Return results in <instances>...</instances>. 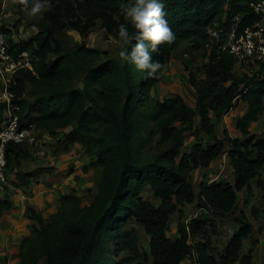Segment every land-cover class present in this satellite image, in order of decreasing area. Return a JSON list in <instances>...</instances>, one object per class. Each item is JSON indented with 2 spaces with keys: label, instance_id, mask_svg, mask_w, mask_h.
I'll return each mask as SVG.
<instances>
[{
  "label": "trees",
  "instance_id": "1",
  "mask_svg": "<svg viewBox=\"0 0 264 264\" xmlns=\"http://www.w3.org/2000/svg\"><path fill=\"white\" fill-rule=\"evenodd\" d=\"M251 1L165 0L166 19L175 38L153 53L162 68L157 76L146 78L131 63L104 59L97 47L83 43L69 48L65 38L68 29L85 36L100 21L118 39V25L126 22L123 9L129 0H49L51 7L36 22L39 29L18 39L11 49L30 50L33 62L32 69L16 72L11 86L13 100L20 105V125L52 135L64 130L54 150L69 151L81 143L102 173L90 201L75 192L64 193L47 221L30 209V217L38 224L21 241V264H119L108 256L113 237L123 239L117 253L124 251L123 260L128 263L137 259L148 263L150 255L153 264H183L186 259L190 264H254L253 249L244 251L245 240L253 235L245 210L236 215L238 228L220 251L213 223L234 212L240 192L252 190L255 178L264 190V136L251 131L264 112V63L238 74L232 56L209 52L206 46L207 30L214 22L231 21L239 14L244 25L251 23L255 18ZM0 30L9 36L19 33L9 26ZM182 42L191 43L190 61L207 58L202 75L190 74L195 106L182 94L162 100L152 97L172 51ZM239 99L249 103L237 120L245 136L232 137L225 130L222 137L210 113L221 118ZM6 108L0 102V126L8 117ZM188 130H194L195 137L206 133L208 140L197 139L182 151ZM37 142L6 143L5 172L15 175L13 185H27L30 177L46 170L45 166L21 169L24 161L35 159ZM225 153L232 177L203 179L196 190L193 171L210 167ZM190 203L203 212L182 220L181 206ZM11 207L8 197L0 198V216ZM176 212H181L178 236L171 237L167 228ZM252 213L257 217L258 208L253 207ZM131 221L143 225L150 235V254L139 250L136 227L122 231Z\"/></svg>",
  "mask_w": 264,
  "mask_h": 264
},
{
  "label": "rangeland",
  "instance_id": "2",
  "mask_svg": "<svg viewBox=\"0 0 264 264\" xmlns=\"http://www.w3.org/2000/svg\"><path fill=\"white\" fill-rule=\"evenodd\" d=\"M42 17L43 14L37 15L36 17H29L23 10L21 0H0V27L9 26L14 28V30L17 29L19 33L16 34L23 35L25 38L30 37L39 29L36 22ZM65 38L69 48L76 49L83 43H86L88 46L101 49L104 59L117 58L121 60L118 56L119 45L116 43L118 39L113 34L109 33L100 21H98L85 36H82L77 31L68 29L65 32ZM190 44V42H182L178 48L172 51L165 70L161 72L159 81L152 88L153 100H161L169 96L182 94L185 96L190 106H195L196 93L189 82L190 74L196 73L197 75H202V67L207 61V58L199 56L190 61L192 54L189 50ZM235 68L238 74H244L246 70L244 66H242V68L236 66ZM77 84L81 86V81L77 82ZM29 97L32 99L31 96ZM195 121L198 123V116L195 118ZM63 131L64 130H60L55 135L50 133L49 135H43L42 132L36 131L38 142L35 144L34 150L37 149V147L42 149L41 146L43 145L49 144V146L44 147L42 151L40 150V158H37L35 160L36 162L32 161L31 163H26L23 165V168H21L23 171H30L42 163L45 165V171L30 178L33 181L31 180L28 185L15 186L12 184V180L16 179L15 175L9 174L7 176V183L2 189L3 191L6 190V193L12 196L15 203L19 204V207L16 209L20 208V210L18 212L9 211V214L7 213L0 218V254L6 255L7 257V262L2 261L1 264H21L18 243H21L22 239L19 237L21 236L23 238L25 234L32 233L33 226L38 224L36 219L31 218L30 215H26L28 207L33 206L37 208V213L43 215L45 221H47L50 216L49 212L59 208L64 193L75 192L84 196L86 202H88L91 200V195L98 190L102 167L95 164L96 158L88 155L81 143L73 145L70 149L71 152L54 150V143H56L58 137L62 136ZM193 131L194 130L186 131L183 146L181 148L182 151L188 149L197 139L202 141L208 140L206 133L202 134V136L195 137ZM36 152H39V150ZM53 152H58L59 155L57 154L54 157ZM225 161L226 158H222L209 169H197L193 171L196 190L198 189L200 181L203 179L212 180L223 177L229 179V176L232 177L233 168ZM32 187L33 193L32 190H30ZM256 190L257 191L252 195H250L248 191L240 192L238 206L234 212L224 218H218L215 223H213L215 226L213 238L218 247V251H220L227 242L224 241L226 236L224 232L229 229L230 232L228 234L230 235L237 228L236 215L239 214L242 207L247 210L250 216L252 208H258L259 219H253L252 216L251 218L254 221V225L259 227V230L262 227L264 228L263 192H260L258 188H256ZM22 193L26 194L29 198H22L21 200L17 195L22 196ZM145 194L148 196L150 191L146 189ZM151 199L153 202L159 203L158 198L151 196ZM181 207L184 209L181 219L185 221H189L192 217L203 212L195 203L185 204ZM180 216L181 212H176L170 217L167 233L171 237H175L178 234ZM14 227H16V230L19 232L18 235L20 236L15 234L16 230L13 229ZM131 227L137 228L138 247L141 253L147 252L150 254V235L147 234L144 226L138 224L136 221H131L122 231L129 230ZM226 227L228 228L225 229ZM255 230L257 235L259 230L256 229V227ZM262 231L261 235L264 236V230ZM122 240L121 238L117 239L114 237L109 240L108 256L112 257L114 260L116 259L119 264H153L150 255L148 263H146L144 259H137L136 262H125L123 257L126 253L124 251L120 254L117 253V249ZM249 241L252 243L253 239L246 240L247 243H250ZM262 243H264V237L262 238ZM247 250V248H244L245 252ZM40 264H44V261L40 262ZM184 264H189V261L186 259Z\"/></svg>",
  "mask_w": 264,
  "mask_h": 264
},
{
  "label": "built area",
  "instance_id": "3",
  "mask_svg": "<svg viewBox=\"0 0 264 264\" xmlns=\"http://www.w3.org/2000/svg\"><path fill=\"white\" fill-rule=\"evenodd\" d=\"M49 3V0H48ZM251 10L255 16L253 21L244 25L243 18L238 14L231 21L223 18L208 27L206 46L209 52L228 54L235 60V67L246 69V72L256 70L264 63V0H252ZM25 38L20 34H9L0 30V102L7 104V119L0 126V189L7 183L5 166V145L9 141L37 142V132L30 127L21 126L17 110L20 105L14 102L11 91L14 76L20 68H33L31 51L22 49L13 51V43ZM5 110V111H6Z\"/></svg>",
  "mask_w": 264,
  "mask_h": 264
},
{
  "label": "clouds",
  "instance_id": "4",
  "mask_svg": "<svg viewBox=\"0 0 264 264\" xmlns=\"http://www.w3.org/2000/svg\"><path fill=\"white\" fill-rule=\"evenodd\" d=\"M21 4L29 17L42 15L51 7L48 0H21ZM123 15L126 22L119 23L117 31L118 56L146 78L157 76L162 64L153 58V53L175 38L166 19L165 0H129Z\"/></svg>",
  "mask_w": 264,
  "mask_h": 264
},
{
  "label": "crops",
  "instance_id": "5",
  "mask_svg": "<svg viewBox=\"0 0 264 264\" xmlns=\"http://www.w3.org/2000/svg\"><path fill=\"white\" fill-rule=\"evenodd\" d=\"M237 72V71H236ZM162 100V99H161ZM248 107H249V103H248V101H245V100H243V99H239L238 101H237V103H236V105L231 109V110H229V111H225L224 112V114H223V116L221 117V118H216V116L214 115V113L213 112H211L210 114H211V117H212V119H213V121H214V123H215V125H216V129H217V131H218V134L220 135V136H222V137H224L225 136V130H228V132L230 133V135L232 136V137H239V138H243L244 136H245V134L243 133V131L242 130H240L238 127H237V120L248 110ZM251 131L253 132V133H256L259 137H262V136H264V112H263V114L260 116V118L257 120V121H255L254 122V124H252V126H251ZM43 133V135L45 134H48L49 135V132H47V131H45V132H42ZM47 146H49V144L48 145H43V146H41L42 147V149L40 148L39 149V152H37L36 153V156H35V159L34 160H29V161H24L23 162V164H22V168H23V165H25L26 163H31L32 161H34V162H36L35 160L37 159V158H40L39 157V155H40V153H41V151L43 150V148L44 147H47ZM229 149V146H227V150ZM41 150V151H40ZM65 152H67V151H65ZM68 152H71V150L70 151H68ZM54 153V152H53ZM58 154V152H55L53 155H54V157L56 156ZM59 155V154H58ZM223 158H226L227 159V153H225L224 155H223ZM220 160H216L210 167H208V168H204V169H199V170H205V169H209V168H211L213 165H215L217 162H219ZM39 166H45L43 163L42 164H40ZM36 168V167H35ZM39 175V174H38ZM30 178H32V177H30ZM263 178H264V176H263ZM14 180V179H13ZM32 179H30V181H31ZM33 181V180H32ZM13 184V183H12ZM20 185H25V184H21V183H18V184H16L15 186H20ZM28 185V184H27ZM251 186H252V190H250V191H248V190H245V191H248L249 192V194L250 195H252L255 191H257L256 190V188H258L259 189V191L260 192H263V194H264V190L262 189V187H261V185H260V183H259V179H254V180H252L251 181ZM22 190H23V187H22ZM30 190H32V193H33V187L32 188H30ZM3 191V189H1L0 190V192H2ZM29 191V190H28ZM7 191L6 190H4L2 193H0V198H5V197H8L10 200H11V203H12V207L10 208V209H6L4 212H3V214L1 215V216H3V215H5V214H7L9 211L10 212H18L19 210H20V208L19 209H16V208H18L19 207V204H17V203H15L14 202V199L12 198V196H10V194L8 195L7 193H6ZM21 200H22V198H29L26 194H24V193H22V196H20V195H17ZM24 207V206H23ZM22 207V208H23ZM31 208H34V209H37V208H35V207H33V206H30V207H28V209H27V212H26V215L27 216H29L30 215V213H31ZM15 209V210H14ZM242 209L243 210H245V212L247 213V215H248V218H249V220L252 222V224H253V235H252V237H249V238H247L246 240H251V239H253V241H252V243H251V241H249L250 243H247L246 242V240H245V243H244V248H247L248 250L250 249V248H252L253 249V261H254V264H264V243H262V238L264 237V236H262L261 235V233L263 232L262 230H264V228L262 227L260 230H259V227L258 226H256V225H254V221H253V219L254 218H257V219H259V216H257V217H255L254 215H253V213H252V211H251V216H252V218H251V216L248 214V212H247V210L246 209H244L243 207H242ZM57 210V209H56ZM56 210H51L49 213H50V215L53 213V212H55ZM25 211H26V209H25ZM9 212V213H10ZM8 213V214H9ZM259 215V214H258ZM1 216H0V218H1ZM238 224V223H237ZM255 227H256V229H258L259 230V232L257 233V235H256V230H255ZM228 227H226L225 229H227ZM237 228H238V226H237ZM237 228L235 229V230H237ZM14 230H16V227H14L13 228ZM0 231H1V229H0ZM230 231H229V229H228V231H226V232H224V234L226 235L225 236V240L224 241H228V238H229V236L231 235H229L228 233H229ZM18 230H16V232H15V234L17 235V236H20V235H18ZM14 234V233H13ZM31 233H29V234H25V236H23V238L24 237H26V236H29ZM22 235V234H21ZM177 236H178V234H177ZM176 237V236H175ZM20 239H22L23 240V238L20 236L19 237ZM21 240V241H22ZM18 247H19V254H20V245H21V243H18ZM223 249V248H222ZM247 250V251H248ZM246 251V252H247ZM20 260H21V257H20ZM7 262V257H6V255H1L0 254V264H1V262ZM187 261H189V260H187ZM183 264H184V262H183ZM189 264H190V262H189Z\"/></svg>",
  "mask_w": 264,
  "mask_h": 264
}]
</instances>
